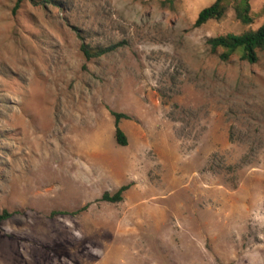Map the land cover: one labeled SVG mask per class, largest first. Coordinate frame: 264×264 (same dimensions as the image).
<instances>
[{
	"label": "rangeland",
	"instance_id": "obj_1",
	"mask_svg": "<svg viewBox=\"0 0 264 264\" xmlns=\"http://www.w3.org/2000/svg\"><path fill=\"white\" fill-rule=\"evenodd\" d=\"M214 1L0 0V264H264V50L208 43L264 0Z\"/></svg>",
	"mask_w": 264,
	"mask_h": 264
},
{
	"label": "trees",
	"instance_id": "obj_2",
	"mask_svg": "<svg viewBox=\"0 0 264 264\" xmlns=\"http://www.w3.org/2000/svg\"><path fill=\"white\" fill-rule=\"evenodd\" d=\"M21 1V0H19ZM230 0H215L209 6L203 8L195 22V26H201L211 19L223 18L228 10ZM235 9L239 18L245 22L252 21L251 3L249 0H238L235 4ZM208 43L214 50L222 49L221 56L224 59H230L235 53L240 51L241 57L249 62H257L259 59L260 50H264V22L256 29H248L242 33H227L220 34L208 39ZM83 48L88 57L91 55H101L108 51L107 48L97 47L94 51L88 48L85 44ZM115 115V135L116 140L120 145L128 143L127 135L120 126L122 117H127L126 114L113 112ZM128 186H122L115 194L111 195L109 192L103 194V199L110 201H120L123 199V193L127 190ZM9 216V212L5 211L0 215V221Z\"/></svg>",
	"mask_w": 264,
	"mask_h": 264
}]
</instances>
